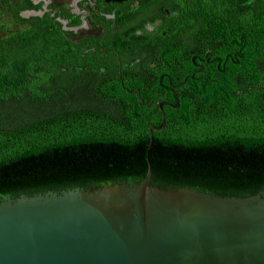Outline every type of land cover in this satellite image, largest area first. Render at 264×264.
Wrapping results in <instances>:
<instances>
[{"label":"trees","instance_id":"16d2710c","mask_svg":"<svg viewBox=\"0 0 264 264\" xmlns=\"http://www.w3.org/2000/svg\"><path fill=\"white\" fill-rule=\"evenodd\" d=\"M90 1L103 32L75 42L58 18L78 14L0 0L27 23L0 37V196L148 165L151 184L263 193L264 0Z\"/></svg>","mask_w":264,"mask_h":264},{"label":"water","instance_id":"95a60500","mask_svg":"<svg viewBox=\"0 0 264 264\" xmlns=\"http://www.w3.org/2000/svg\"><path fill=\"white\" fill-rule=\"evenodd\" d=\"M40 1L39 10L21 15H42L47 3ZM76 12L77 26L58 18L64 29L86 26L85 11ZM150 177L148 165L141 182L0 196V264H264V192L204 191Z\"/></svg>","mask_w":264,"mask_h":264},{"label":"rangeland","instance_id":"374dc122","mask_svg":"<svg viewBox=\"0 0 264 264\" xmlns=\"http://www.w3.org/2000/svg\"><path fill=\"white\" fill-rule=\"evenodd\" d=\"M40 1V0H39ZM46 8H55L57 10H62L68 15V20H71L72 15L75 14L76 7L80 10L85 11L86 16V26L83 28H78L76 31L73 30V35L70 36L75 42H78L81 38L86 36H97L103 32V28L100 25V18L98 19V24H95L91 21V18H96V15L100 14L96 6H94V1L90 0H45ZM76 1V2H75ZM108 0H105L107 3ZM38 2L34 3L37 4ZM35 10V9H28ZM51 10V9H50ZM167 10V9H165ZM26 12V11H24ZM23 12V13H24ZM40 15V14H36ZM24 17L34 16L23 14ZM107 17H112V15H108ZM27 23L18 20L13 9L11 8L9 3H1L0 4V37L8 35L10 33L16 32L19 29L24 28Z\"/></svg>","mask_w":264,"mask_h":264},{"label":"flooded vegetation","instance_id":"af4514ba","mask_svg":"<svg viewBox=\"0 0 264 264\" xmlns=\"http://www.w3.org/2000/svg\"><path fill=\"white\" fill-rule=\"evenodd\" d=\"M39 2H40V1H39ZM41 2H42V1H41ZM41 7H42V5H41ZM47 10H49V9L47 8ZM80 10H81V9H80ZM81 11H83V10H81ZM74 13H75V14H78L79 17L81 16V14L78 13V12H76V11H75ZM80 19H81V18H80ZM158 22H159V20H157L155 23H158ZM79 24H80V23H79ZM147 28L151 30L153 27H152L151 25H148Z\"/></svg>","mask_w":264,"mask_h":264}]
</instances>
